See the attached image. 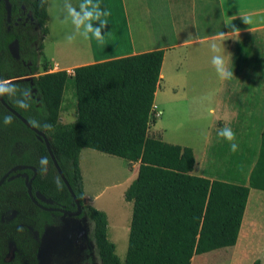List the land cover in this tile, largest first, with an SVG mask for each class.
Here are the masks:
<instances>
[{
  "label": "trees",
  "instance_id": "trees-1",
  "mask_svg": "<svg viewBox=\"0 0 264 264\" xmlns=\"http://www.w3.org/2000/svg\"><path fill=\"white\" fill-rule=\"evenodd\" d=\"M32 8L42 38L31 44L17 34L22 48L16 58L9 48L13 35L6 31V6L0 3L1 77L6 80L31 75L11 82L18 90L13 98H4L50 138L59 165L94 222L102 264H121V259L115 243L108 238V215L86 201L80 165L83 148L139 163L138 175L125 191V199L133 202V214L124 264H192L197 254L234 246L250 189L264 190V144L249 185L193 174L196 157L192 147L151 134L157 118L154 102L165 50L86 64L72 73L50 71L47 62L41 65L39 61L49 32L48 0H33ZM41 66L44 72L39 74ZM70 86L76 97L77 117L63 123L62 103ZM15 99L29 107H18ZM9 116L11 122L5 123ZM16 144L27 148L19 153ZM42 157H47V166L40 164ZM17 164L37 168L33 190H40L68 209L75 208L45 141L0 103V179ZM27 171L34 175L33 170ZM8 186L26 189L23 177L7 180L0 192ZM254 264L261 263L257 260Z\"/></svg>",
  "mask_w": 264,
  "mask_h": 264
},
{
  "label": "crops",
  "instance_id": "crops-1",
  "mask_svg": "<svg viewBox=\"0 0 264 264\" xmlns=\"http://www.w3.org/2000/svg\"><path fill=\"white\" fill-rule=\"evenodd\" d=\"M97 2L111 13L103 45L85 40L83 26L78 29L66 14L71 3L77 12L82 5L91 10L88 0L68 5L63 0L57 15L48 0L49 32L43 43L44 51L52 53L50 61L42 58L50 71L72 73L78 66L164 49L151 134L192 147L193 174L249 185L264 144V0H92ZM241 16L252 23L245 24ZM234 27L240 32H232ZM213 43L233 73L230 79H221L212 64ZM76 46L88 52L64 51ZM178 109H186L185 116ZM225 127L235 134L234 141L222 135ZM99 152L83 148L80 153L86 201L92 205L96 198L86 191L83 156ZM138 170L139 163L134 178ZM227 249L225 264H264L263 189H250L237 243ZM197 255L192 264H205L195 262Z\"/></svg>",
  "mask_w": 264,
  "mask_h": 264
},
{
  "label": "flooded vegetation",
  "instance_id": "flooded-vegetation-1",
  "mask_svg": "<svg viewBox=\"0 0 264 264\" xmlns=\"http://www.w3.org/2000/svg\"><path fill=\"white\" fill-rule=\"evenodd\" d=\"M1 2L6 6V31L13 35L9 48L15 40L19 41L20 52L22 40L36 43L42 31L34 16L33 0ZM17 34L22 36V40ZM18 145L15 151L19 153L27 148L20 144L24 148L18 151ZM18 165L31 167L12 170ZM11 170L5 182L23 177L26 189L15 186L1 189L0 264H102L94 237V222L84 211L83 205L79 213H65L62 210L77 212L76 203L73 204L75 208L68 209L40 190H33V179L38 172L35 166L17 164L7 172ZM27 170H33L34 175L31 176ZM29 179L32 180L33 195L28 190ZM38 193L44 198L39 197ZM68 218H72V221ZM81 218L85 220L83 224L77 222Z\"/></svg>",
  "mask_w": 264,
  "mask_h": 264
},
{
  "label": "rangeland",
  "instance_id": "rangeland-1",
  "mask_svg": "<svg viewBox=\"0 0 264 264\" xmlns=\"http://www.w3.org/2000/svg\"><path fill=\"white\" fill-rule=\"evenodd\" d=\"M71 0H64L68 5ZM52 14L57 15L58 11L63 7V0H52ZM72 5V3L70 4ZM60 7V9H59ZM68 7V6H66ZM68 14V11H66ZM67 17V15H66ZM61 24V23H60ZM62 25V24H61ZM42 35L38 37V42L41 40ZM263 42H264V38ZM37 42V43H38ZM260 44V43H259ZM49 45V44H48ZM261 47H264V43ZM259 47V48H261ZM56 48H54V51ZM65 52H88L87 48L82 49L79 46L74 49H65ZM77 54H81V53ZM49 53H52L51 49L44 51L43 56L47 60H51ZM85 53V52H84ZM41 65L44 62L42 55L39 57ZM40 73H43V67L40 68ZM31 75L19 76L9 78L2 81H11L18 78H29ZM182 116H185L186 109H178ZM77 117L76 97L73 87H69L64 94L61 110V121L63 123H69ZM152 129H155L154 124ZM160 138V137H157ZM24 148L22 145L17 146V150L21 151ZM93 150L92 148H89ZM100 154H94L93 157L83 156V168L84 178L86 183V191L89 197L96 198V208L103 210L108 215V238L116 245V253L121 259V264H124V260L127 255L129 233L133 214V202L125 199V191L134 178V170L137 168V163H130L126 159L119 156L99 152ZM89 158V159H88ZM94 158V159H93ZM86 197V195H85ZM72 221V218H68ZM79 223L85 222L84 218L77 219ZM76 221V220H75ZM227 248H221L214 250L206 254H198L195 258V262H205V264H225Z\"/></svg>",
  "mask_w": 264,
  "mask_h": 264
},
{
  "label": "clouds",
  "instance_id": "clouds-1",
  "mask_svg": "<svg viewBox=\"0 0 264 264\" xmlns=\"http://www.w3.org/2000/svg\"><path fill=\"white\" fill-rule=\"evenodd\" d=\"M88 5L92 6L91 10H89L88 6L82 5L79 12H77L75 8L69 5L68 15L71 17L72 24H74L78 29L83 26L85 40H90L94 38L98 42V44L103 45L106 35L105 29H107L109 24L107 17L110 16L111 13L107 9H102L101 5L98 2L93 5L92 0H88ZM241 17L245 24L249 25L252 23V20L249 16ZM232 32L239 33L240 29L234 27ZM211 48L212 51L215 53L212 57V64L215 67L217 74L220 76L221 79H230L233 73L228 69L226 59L223 53L221 52L220 47L217 44L213 43L211 45ZM17 90L18 87L14 83H11L10 81H0V96H8L9 98H13ZM14 102L20 108L27 109L29 107V105L23 100L15 99ZM210 114H212L211 110ZM10 122L11 117H6L5 123ZM222 135L230 142L235 140V134L228 127H225L224 131L222 132ZM232 150H237V145L235 143L232 144ZM48 163L49 161L47 157L41 158V165L47 166ZM44 170L46 171V167Z\"/></svg>",
  "mask_w": 264,
  "mask_h": 264
},
{
  "label": "water",
  "instance_id": "water-1",
  "mask_svg": "<svg viewBox=\"0 0 264 264\" xmlns=\"http://www.w3.org/2000/svg\"><path fill=\"white\" fill-rule=\"evenodd\" d=\"M8 8H9V4H8ZM10 51L12 53V55L16 58H19L20 57V50H19V41L18 40H15L14 42H12L10 44ZM20 79H25V78H18V79H15L14 81H17V80H20ZM2 77H1V70H0V81H2ZM10 82H13V80H11ZM0 102L2 103V105L8 109L9 111H11L15 116H17L18 118H20L27 126H29L31 129H33L37 134L38 136L43 139L47 145V148L49 150V153L54 161V164L59 172V174L61 175V177L63 178L64 182L66 183L73 199H74V202L76 203L77 207H78V211L77 212H70L68 210H62L64 211L65 213H79L81 211V202L78 198V196L76 195L75 191L73 190L70 182L68 181L67 177L65 176L61 166L59 165V162L56 158V155L52 149V145H51V141H50V138L47 136V134L43 131V130H40L39 128H37L36 126H34L27 118H25L20 112H18L16 109H14L11 105H9L7 103V101L5 100L4 96H0ZM25 167H31V166H22V165H18L16 167H14L12 170H15V169H18V168H25ZM34 170H35V173H36V169L34 167H32ZM9 171L7 172L1 179H0V186L5 182V180L8 178V176L10 175V173L12 172ZM26 175V174H25ZM27 176V175H26ZM27 185H28V190H29V193L31 195L32 194V180L29 179L27 180ZM38 196L41 197V198H44L43 195H41L40 193H38Z\"/></svg>",
  "mask_w": 264,
  "mask_h": 264
}]
</instances>
